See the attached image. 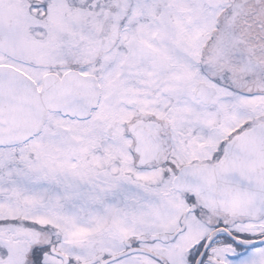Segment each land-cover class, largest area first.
<instances>
[{
  "label": "flooded vegetation",
  "instance_id": "flooded-vegetation-1",
  "mask_svg": "<svg viewBox=\"0 0 264 264\" xmlns=\"http://www.w3.org/2000/svg\"><path fill=\"white\" fill-rule=\"evenodd\" d=\"M9 7L0 49L17 64L0 66L38 90L76 70L95 77L100 96L87 116L49 112L36 135L0 146V264H264V213L204 199L219 195L230 152L234 163L253 153L241 141L264 125V64L142 62L151 47L137 34L120 61L41 64L17 48ZM49 7L29 25L47 31L38 42L54 30Z\"/></svg>",
  "mask_w": 264,
  "mask_h": 264
},
{
  "label": "rangeland",
  "instance_id": "rangeland-1",
  "mask_svg": "<svg viewBox=\"0 0 264 264\" xmlns=\"http://www.w3.org/2000/svg\"><path fill=\"white\" fill-rule=\"evenodd\" d=\"M116 2L0 0V8L12 6L23 35L22 47H16L41 64H86L105 56L120 61L132 34L151 47L150 53L137 58L142 62L148 58L154 64H264V0H120V8ZM46 6L45 27L52 24L54 30L50 39L38 42L47 31L29 25L38 23L33 18L40 20ZM103 39L107 45L100 47ZM0 62L17 64L2 49Z\"/></svg>",
  "mask_w": 264,
  "mask_h": 264
},
{
  "label": "water",
  "instance_id": "water-1",
  "mask_svg": "<svg viewBox=\"0 0 264 264\" xmlns=\"http://www.w3.org/2000/svg\"><path fill=\"white\" fill-rule=\"evenodd\" d=\"M99 96L95 77L76 70L63 77L47 75L42 90H38L24 73L0 66V146L23 142L36 135L49 112L79 118L87 116L97 106ZM241 142L246 147L251 146L252 155L241 154L239 158L246 163H234L235 152H230L218 168L226 176L216 188L219 195H206L204 199L211 206L231 213L253 216L264 213V125L247 133ZM233 166L236 168L232 169Z\"/></svg>",
  "mask_w": 264,
  "mask_h": 264
}]
</instances>
